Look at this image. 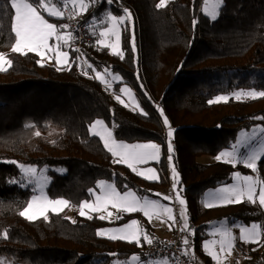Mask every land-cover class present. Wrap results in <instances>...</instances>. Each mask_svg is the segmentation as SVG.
I'll list each match as a JSON object with an SVG mask.
<instances>
[{
    "label": "trees",
    "instance_id": "1",
    "mask_svg": "<svg viewBox=\"0 0 264 264\" xmlns=\"http://www.w3.org/2000/svg\"><path fill=\"white\" fill-rule=\"evenodd\" d=\"M201 1L170 0L158 9L159 0H113L111 5L95 0L79 17V22L89 24L93 16L99 22L109 13L131 12L120 25L123 59L97 44L84 47L82 55L96 71L119 76L114 86L129 87L141 112L116 102L105 84L82 74L70 46L65 67L41 66L34 53H12L11 12L0 11V53L13 61L11 68L0 72V161L41 168L49 179L47 198L65 199L68 207L88 201L90 190L103 180L119 191L155 197V191L168 184L164 159L158 164L159 180L146 181L126 165L113 163L99 138L88 134V124L102 119L115 138L158 142L167 153L166 117L173 130L169 155L186 201L187 221L196 226L189 259L192 264L195 260L211 264L200 250L211 223L264 218L259 207L247 203L201 209L203 193L226 182L232 168L224 162H197L200 156L229 148L242 129L264 128V98L230 96L242 90L264 91V0H222L214 20L202 12ZM53 3L60 6L59 0ZM45 18L57 25L66 23ZM91 28L98 30L94 24ZM218 96L227 97V102L209 103ZM258 172L264 179V156ZM22 176L16 164L0 162V258L14 264H85L93 259L100 260L98 264H125L135 254L145 261L143 240L138 245L98 236L101 227L114 222L96 215L70 219L62 212H49L47 220L20 216L33 196L26 179V186H21ZM135 217L128 214L123 220ZM249 248L250 255L264 258V243Z\"/></svg>",
    "mask_w": 264,
    "mask_h": 264
},
{
    "label": "snow or ice",
    "instance_id": "2",
    "mask_svg": "<svg viewBox=\"0 0 264 264\" xmlns=\"http://www.w3.org/2000/svg\"><path fill=\"white\" fill-rule=\"evenodd\" d=\"M95 2V0H59V5L53 3V0H6V3L0 4V11L9 10L11 12L10 16V32L14 34V43L11 44V52L17 53L20 55H27L28 53H34L36 56L40 57V60L37 63H41L47 54L50 52L55 53L56 64L59 65L63 62L69 60V54L66 51L61 50V45L69 46V42L73 40L74 34L70 31V25L67 23L57 25L56 23L49 22L45 18L46 13L48 17H53L56 19H66L65 12H68L67 18H72L79 15L81 12H86L89 3ZM111 5L113 0H102ZM222 4V0H212V7L209 10V0H204V14L210 16L211 19H216L219 14V8ZM167 6V0H159V3L156 4L158 9H163ZM125 16H116L112 13H109L107 20L103 18L99 21L100 23L110 22L111 27L103 30L99 33L100 37H106L109 35L115 36L114 43H108L104 39H100L99 43L104 47H110L113 55L119 56L121 59L124 58L123 52L119 50L120 44V33L117 31V28L120 24H123L125 18L131 17V12L127 9H124ZM97 23L96 17L93 16L92 20L87 26ZM195 23V21H194ZM94 34V33H93ZM54 40L55 44H50L49 41ZM135 49V44L133 40V50ZM79 51V49H76ZM48 59H53L52 56H47ZM76 59H79L77 57ZM83 63H87L84 61ZM13 61L9 59L5 54L0 53V72L7 71L8 68H11ZM41 66L43 64L41 63ZM88 68H93L92 64L87 65ZM57 70H60L57 68ZM95 71L96 78L100 80L102 84L107 86V81L101 72ZM107 71V69L105 70ZM82 74L87 75L86 70H82ZM114 79H120L119 76H114ZM122 93H128L131 99L134 101L135 97L132 96L131 90L127 87L120 90ZM236 98L240 99L241 96H247L252 99L264 98V91H249V92H240L236 93ZM227 97L218 96L214 100H209V103H219L221 101L227 102ZM117 100L120 101V97L117 96ZM123 103V101H120ZM127 106V105H125ZM138 107V105H136ZM161 115L163 116V110H160ZM164 125L168 126V152H173V146L171 143V138L173 137V130L169 125L168 119L165 117L163 121ZM29 125H25L28 127ZM89 131L93 136L98 137L104 145V148L107 149L111 155L116 158V163H124L129 169L135 172L137 175H144L143 172L137 170L136 165L145 164L150 160H158L160 156V147L155 143H134L129 144L122 141H117L112 131L105 126V122L97 119L94 121L90 127ZM255 131V130H254ZM261 133H264V128L259 129ZM36 136H40V131H36ZM246 146V142L238 141L236 144L232 145V151H222L219 155L216 156V159L223 160L224 163L232 164L233 167L237 163H242L244 167L251 169L253 173L257 172V162L261 160V157L264 156V140L260 141L259 149H253L246 155H239V147ZM171 156L168 157L171 160ZM6 163H14L23 173L21 177V186H26L23 181L26 179L28 184L33 185V191H39L40 195H34L31 200L27 203V206L19 212V215L24 217L27 220H34L39 218L41 215L44 216V219L47 220L46 213L50 210L55 214H59L65 207L69 206V201L65 199H48L44 196L43 187L41 185L40 179L37 177V169L31 165L20 164L17 161H0ZM148 173H151V176H144L145 179H158V175L154 169L148 168ZM177 172L175 167L172 168V178H173V188L175 189L179 183L177 179ZM234 177L240 181V183L233 185L231 187H222L217 189L214 199L211 202H206L205 207H213L216 204H232L240 203L244 198H246L251 203H256L259 201V205L264 208V179L253 177L251 175H241V173L236 172ZM12 183H17L16 180L11 181ZM100 189V194H96L94 190H90V194L95 196L94 202L84 201L79 204V215L85 217L87 215L85 210L99 211L106 209L108 205H111L112 208H116L118 211L122 212H136L141 211L143 214L151 220L152 216L161 217L167 214L169 220L175 223V217L172 215V208L168 206H163L159 201H154L148 197H139L133 191L129 190L124 193H121L117 188L111 184L104 181H100L97 185ZM162 196L164 200L171 201L173 198L164 194H154ZM176 201L181 205V219L183 220V227L181 231L187 229V218H186V201L183 199L179 192L175 197ZM36 209V211H33ZM108 216L111 217L112 213L108 212ZM88 219H92L91 215H87ZM120 218V217H117ZM67 219V218H66ZM99 219L104 220L106 217L100 215ZM75 223V221H72ZM138 221L132 220L130 223L113 229H102L98 230L97 235L104 236L108 233L107 238L111 240H126L128 242H135L139 245L140 243V230L138 227ZM172 225H169L171 229ZM221 239L218 241L219 250L214 251L209 247V243L204 244L205 252L212 257L216 264H221V254H231V250L234 247V241L236 237L232 235L230 229L220 228L216 230ZM261 233V226L257 224H252L251 227L240 226V235L239 239L245 243L259 242ZM3 238L7 239L8 235L5 231L3 233ZM144 240L147 243H151V239L145 233L143 236ZM184 245H188V240L184 239ZM187 255V252L184 253ZM115 255V254H113ZM133 262H140V264H167V260L152 262V261H141V258L135 254L132 255L131 260L125 262V264H133ZM0 264H6V261L0 258Z\"/></svg>",
    "mask_w": 264,
    "mask_h": 264
},
{
    "label": "rangeland",
    "instance_id": "3",
    "mask_svg": "<svg viewBox=\"0 0 264 264\" xmlns=\"http://www.w3.org/2000/svg\"><path fill=\"white\" fill-rule=\"evenodd\" d=\"M169 1L170 0H167V2H169ZM211 7H212V0H209V10H211ZM201 9H202V12L204 13V0L201 1ZM42 14L47 15L46 13H43V12H42ZM82 14H83V12H81V15ZM106 17L104 18L105 21L107 20ZM208 17L211 19L210 16H208ZM64 20L67 23V20L66 19H64ZM211 20H213V19H211ZM106 24L108 25V24H110V22H106ZM120 25L118 26L119 29H120ZM97 32H98V35H99V33L101 31L99 30ZM99 38H100V35L98 36V39L96 40V42L94 44L101 45L99 43V40L100 39H103V38H105L106 42H108V43H114L115 42V36H112V35H109V36H106V37H103V38H100V39ZM54 43H55V41H54ZM108 48H109V53L112 54L111 48L110 47H108ZM119 50H120V44H119ZM79 64L81 66L80 67L81 69L88 71V75L89 76H92V77H95L96 76L95 75V71H93L92 68L86 69L84 66H82L81 61H79ZM87 65H88V63H87ZM101 74L104 76L105 80L107 81V88H108L110 94L113 96V99L116 102L122 104L123 106L127 105L125 107L128 108L131 111L141 112V108H140L139 102L137 101L136 97L134 96V93L132 92V90H131L132 96L135 97V100L134 101L131 99V97L128 95V93H122L120 91L122 88H125L127 86L121 85V86H118L117 88L114 86V85H116L120 81L119 79L118 80L117 79H114L113 78L114 76H107L108 74H105L104 71L103 72L101 71ZM127 88L130 89L129 87H127ZM240 92H249V91L248 90H242ZM240 92H238V93H240ZM235 94L236 93H234V94H232L230 96L231 97H235ZM117 96L120 97V101H123V103L117 100ZM242 97H243V99L250 98V97H247V96H242ZM136 105H138V107ZM96 120L97 119L93 120L91 123L88 124V134L90 136H93V135L89 131V127ZM99 120H102V119H99ZM102 121H104V120H102ZM105 126L108 127V129L110 131H112V128L109 127L106 122H105ZM261 128H263V127H261V126H253V127L249 128V129H242L241 131L238 132V134L236 135V138H235V142L233 144H236L238 141H244V142H246V146H240L239 147V155L243 156V155H246L249 152H251L253 149H257V150L259 149V147H260V141L261 140H264V133H261L259 131V129H261ZM165 129H167V131H166V137H165V144L167 145L166 147L168 148V139H169L168 136H167L168 126L165 125ZM112 133H113V131H112ZM113 136H114V134H113ZM114 138H115V136H114ZM115 139L117 141H122V140H119L117 138H115ZM122 142L129 143V144H134V143H155V144H157L160 147V156H159V159L158 160H150V161H148L145 164L136 165L137 170L140 171V172H143L144 175H137L131 169L130 170H131L132 173H134L135 175L139 176L140 178H143L146 181H158L159 178H160V170H159L158 164L160 162V159L163 158L164 159V162H165V165H166V169H167L168 184H167L166 187H164V188H162L160 190L159 189L156 190L155 193L156 194H164V195H167V196H171L173 199L171 201H169V200H164L162 198V196L155 195V197H149V196H146V195H139L138 193H136L134 191L133 192L137 196H139L141 198L148 197L151 200L159 201L160 204L163 205V206L171 207L172 210H173L172 215L175 217V223H173V221H171V220L168 219L167 214H165V215H163V216H161L159 218L156 217V216H152L151 220H149V218L146 217L143 214V212H141V211L127 213V212L118 211L116 208H112L111 205H108L106 209H102V210H99V211H91V212H89L88 210H85L86 213H87V215H91V216L92 215H96L98 218H99L100 215H104L106 217V219H104L105 221H108L110 223L114 222L113 224H109V225H106V226L101 227L99 230H102V229H113V228L122 227V226L130 223L132 220H136V221H138V225L136 227H138V229L140 230V233H141L140 239L146 233L147 226L148 225H149V229H150V227H151L150 224H152V225L153 224H156V225H159V224L163 225V224H165L167 226H169L171 224L172 226H176V227L178 226L175 229H178V230L181 231V229L183 227V220L181 219V215H180L181 205L178 203V201H176L175 197H176V195H177L178 192H179V195L183 199H184V197H183V195L180 192V189H179L178 184H177V186H176L175 189L173 188L174 181H173V178H172V168L174 166L172 164V160H169L168 159V157L170 156L168 150H167V153H164L163 150H162V145L160 143H158V142H152V141H150V142H134V143H130V142H126V141H122ZM101 143L103 144L102 141H101ZM233 144H231L229 148L224 149L222 151H232L233 150L232 149V145ZM222 151H220V152H222ZM219 153L217 155H219ZM217 155H215V156H206V155L200 156V157L197 158V162L202 163V164H209V163H214V162H223V160H219L218 161L216 159V156ZM115 159L116 158L113 157V163L118 164V163L115 162ZM122 164L123 165H126L124 163H122ZM229 165L232 168V171L230 172V175H229V179L226 182H223L222 184H220L219 186H217L215 188H211V189L206 190L203 193V195L201 196V198H200V204H199L200 207H202V208H208V207H205L204 205H205L206 202L213 201L214 195H215L217 189L222 188V187H226V186L227 187H231L233 185H236V184L240 183V181H238L234 177V174L236 172L241 173L242 176L243 175H251L253 177L259 176V178L262 179V176L258 172V162H257V172H255V173H253L251 171V169L244 167V165L242 163H237L235 167H233L232 164H229ZM33 167H35L37 169V177L40 179L41 185L43 187V193L42 194L47 197L46 190H47V187L49 185V179L42 172H40L42 170L41 168H39L38 166H33ZM148 168H152V169L155 170V172L158 175V179H145L144 178V176H151V173H148L147 172V169ZM22 175H23V173H22ZM177 179H178V176H177ZM103 181L106 182V183H111L112 184V182L105 181V180H103ZM98 183L96 184V187L93 189L96 194H100V189L97 187ZM28 186L30 187V190L33 192V196L34 195H40L41 194L38 190L37 191H33V185L32 184H28ZM126 191H129V190H126ZM126 191H120V192L121 193H124ZM94 201H95V196L94 195H90V198H89L88 202L91 203V202H94ZM240 203H247V204H250V205L257 206V207H259L264 212V208H262L259 205V201L258 200L254 204V203L249 202L246 198H244L242 200V202H240ZM232 204H238V203H232ZM217 205L218 204H216V207H218ZM224 205H229V204H224ZM224 205H221V206H224ZM33 211H36V209H33ZM49 212H52V211L49 210L47 213H49ZM61 212L64 213V215L66 217H68L70 219H73V217L75 215H79V206L78 207H65ZM108 212H111L112 213V216L111 217L108 216ZM128 214H136L138 217L129 218V219L123 220L126 217V215H128ZM87 215L85 217H87ZM42 216L43 215H41L40 217H42ZM117 217H120V218H117ZM186 218H187V214H186ZM254 223L261 226V233H260V239L261 240L259 239V241L262 242V243H264V218L262 220H260V221H255V222H251V223H243V222H241L239 220H231V221L230 220H221V221H218V222H214L213 224H211V226H209L204 231V234H203L204 235V239H203L204 241L202 240L203 241V246H204V244L206 242H208L209 243V247L212 248V250L218 251L219 250V243H218V241L221 239V236L219 235V233L216 230L217 229H220L222 227L223 228H226V229H230L231 232H232V235L234 237H236V239L234 241V244L235 243L245 244V243H243V241H241L239 239L240 226H245V227H249L250 228L251 225L254 224ZM192 228H193V226L192 225H189L188 226V229H186V231L185 230L184 231H181V232H183L182 240L187 239L185 233L191 232L192 231ZM108 235H111V233H108V234H106L104 236H101V235H98V236L108 239L107 238ZM141 240H143V239H141ZM124 241H126V240H124ZM151 241L153 242L155 240H152L151 239ZM188 242H190V241L188 240ZM148 244L149 243H147L145 240H143L142 241V245H143L142 250H144L147 247ZM248 245H250V244H248ZM184 249H185V252H187V255L188 256L191 255V254L193 255V250H192L191 247H187L186 246ZM250 251H251V249H250ZM231 256H232L231 254L230 255H228V254H221V261L225 262ZM2 259H4V258H2ZM159 261H163V260H159ZM144 262H146V261H144ZM154 262H158V261H154ZM98 263H100V260L93 259L90 262L85 263V264H98ZM6 264H14V263H12L10 261L9 263L6 262ZM194 264H199V263H197L196 260H195L194 261Z\"/></svg>",
    "mask_w": 264,
    "mask_h": 264
},
{
    "label": "built area",
    "instance_id": "4",
    "mask_svg": "<svg viewBox=\"0 0 264 264\" xmlns=\"http://www.w3.org/2000/svg\"><path fill=\"white\" fill-rule=\"evenodd\" d=\"M80 16L81 13L75 17L67 18L68 12H65L67 24L71 26L69 30L73 32L75 37L70 41V47L79 57L82 66L88 69L87 63H83L85 60L82 55V49L93 45L99 35L97 30L87 26L88 24L79 22ZM76 49H79V51H76ZM166 131L167 129L163 130L164 135L166 134ZM195 228L196 226H193L191 232L185 233L188 240H191ZM182 236L183 232L174 231L167 238L157 239L148 244L144 250L145 261L154 262L166 259L167 264H192L189 256L184 254L185 249ZM231 255L236 264H264L263 257L250 255L248 244L235 243L231 250Z\"/></svg>",
    "mask_w": 264,
    "mask_h": 264
},
{
    "label": "crops",
    "instance_id": "5",
    "mask_svg": "<svg viewBox=\"0 0 264 264\" xmlns=\"http://www.w3.org/2000/svg\"><path fill=\"white\" fill-rule=\"evenodd\" d=\"M107 18V17H106ZM96 27H97V31H103V30H106L107 28H109V27H111V24H106V23H100V22H97V23H95L94 24ZM117 30L119 31V33H120V29L119 28H117ZM101 38V37H100ZM99 38V39H100ZM104 40H105V38H103ZM106 41V40H105ZM49 43L50 44H55L54 43V40H50L49 41ZM69 46H70V42H69ZM69 46H64V45H61V50L62 51H66L67 52V49L69 48ZM99 46H101V47H104L103 45H99ZM108 50H109V48L108 47H106ZM47 56H52L53 57V59H48L47 58ZM47 56H46V58L43 60V61H41V63L42 64H47V65H54V66H58V67H65V66H67L68 64H69V62L67 61V62H63V63H61V64H59V65H57V64H55L56 63V61H55V53L54 52H50V53H48L47 54ZM38 59L40 60V57H38ZM95 78H96V76H95ZM97 79V78H96ZM99 80V79H98ZM221 205H224V204H218L217 206H221ZM213 207H216V205L215 206H213ZM208 208H210V207H208ZM201 209H206V208H202L201 207ZM187 224H188V226L190 225L188 222H187ZM211 224H213V223H211ZM211 224L209 225V226H211ZM151 225V227H150V230L149 231H146V234H147V236L150 238V239H152V240H157V239H161V238H167L168 236H170L175 230H178V229H175V228H177L176 226H172L171 227V229L169 228V226H167V225H165V224H163V225H161V224H159V225H156V224H150ZM190 228V227H189ZM187 229H188V227H187ZM178 231H180V230H178ZM186 231V230H185ZM141 239H143L144 240V238L142 237ZM184 241V240H183ZM204 241V240H203ZM203 241L200 243V250L203 252V254L210 260V262H211V264H216V262L211 258V256H209L206 252H205V250H204V247H203ZM192 241H190L189 243H188V245H185L184 246V248L187 246V247H191L192 248V250H193V246L191 245L190 246V243H191ZM243 243H245V242H243ZM256 242H253V243H245V244H255ZM193 252H194V250H193ZM227 261V262H226ZM225 262H223V261H221V264H236L235 263V261L233 260V258H232V256L228 259V260H226ZM133 264H140V262H133Z\"/></svg>",
    "mask_w": 264,
    "mask_h": 264
},
{
    "label": "bare ground",
    "instance_id": "6",
    "mask_svg": "<svg viewBox=\"0 0 264 264\" xmlns=\"http://www.w3.org/2000/svg\"><path fill=\"white\" fill-rule=\"evenodd\" d=\"M175 231H178V230H175Z\"/></svg>",
    "mask_w": 264,
    "mask_h": 264
}]
</instances>
